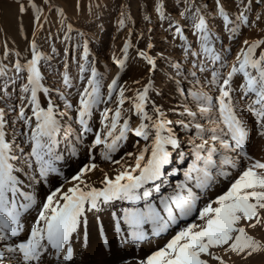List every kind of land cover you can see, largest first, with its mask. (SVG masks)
<instances>
[{"label": "snow or ice", "instance_id": "snow-or-ice-1", "mask_svg": "<svg viewBox=\"0 0 264 264\" xmlns=\"http://www.w3.org/2000/svg\"><path fill=\"white\" fill-rule=\"evenodd\" d=\"M15 2L18 13L28 11L25 3ZM45 2L50 3V0ZM261 2L256 0L257 4ZM241 3L242 8L237 5L239 14L236 20L239 23L229 28L233 34L239 32L241 25L249 26L247 13L252 11V0H241ZM215 6L217 15L223 18L226 26L232 24L222 0H215ZM32 8L36 13L34 20L39 22L43 9L35 3ZM53 9L63 13V9L55 4L49 8L50 11ZM192 9L195 10L191 19L203 53L213 64L219 62V68L229 67L226 58L209 46L210 29L201 9L188 3L181 16ZM156 11L162 18L165 16L163 4L157 5ZM259 18L257 15L252 21L253 26ZM172 23L170 21V27ZM174 23L175 33L182 36L179 22ZM67 39L70 37L66 35ZM130 47L131 41L126 40L122 48L125 58ZM152 47L151 43L147 45L148 49ZM52 51L55 52L54 47ZM226 51L231 52V49ZM137 56L147 62L150 71L155 69L156 62L147 51L138 50ZM51 59L52 56L41 50L35 39L30 42L23 58L20 52L8 48L6 42L0 51V77L9 76L4 87L7 83L15 85L16 80L22 81L17 120L24 123V139L17 143L14 135H8L9 121L4 109L0 108V264H75L73 245L82 229L87 244L89 214H98L114 202L128 205L122 207L119 215L112 212L118 240L134 243L137 247L151 237H160L195 214V220L180 227L162 247L152 251L139 264H213L214 261L228 264L225 256L247 259L253 254L264 253V239L250 233L258 226L264 229V160L250 154L252 129L237 114L234 102V97L245 101L243 111L253 117L257 136L264 137V38L245 39L226 74L219 68L211 72V79L205 84L214 87L218 95H211L203 86L191 92L196 110L186 106L184 112L192 119L177 122L183 129L194 132L187 141H182L173 131L170 127L173 122L165 117L162 108L154 106L152 115L147 111L151 80L129 98L118 78L112 79L107 85L108 101L118 90L117 106L114 110L105 107L101 113L103 131L95 133L89 149V163L54 189L49 185V177L52 174L63 176L57 167V162L63 159L57 151L60 137L75 133V140L81 141L86 134L93 132L90 126L93 112L107 101L101 94L103 76L91 67L86 85L77 94L76 105H68L74 112V116L68 119L79 125V129H74L72 124L65 125L63 113L50 97L52 91L59 92V89L45 86ZM84 59L87 60L86 44ZM113 60L121 68L125 67V59L113 57ZM78 69L83 74L89 71V66L80 63ZM199 69L205 70L203 61L199 62ZM237 76L241 82L235 85ZM60 79L65 88L74 86L67 63ZM4 95L9 94L5 91ZM41 95L46 97L43 104ZM129 99L132 103L130 111L134 110L140 117L135 128L130 125V116L123 118L121 123L122 107ZM130 132L150 143L139 148L138 152H125L119 160L113 159ZM183 143L191 147L188 154L192 157L191 162L183 171L184 179L170 192L163 193L159 182L167 174V166L173 162L172 150L179 149ZM97 146H101L99 155L104 161L121 166L113 176L105 172L99 187L84 179L87 173L98 169L93 162L95 156L91 154ZM72 155H76L75 145ZM179 155L183 158L184 154ZM132 157L134 163H127L126 158ZM233 171L238 174L229 179ZM219 178L228 179L226 190L203 207H198L200 194L217 184ZM41 184L48 186L49 191L38 201L36 186ZM67 184L71 186L66 187ZM154 193L158 195L154 196ZM31 210H35L36 215L26 229V214ZM96 219L99 221V215ZM99 227L103 235V225ZM104 246L109 247L107 239Z\"/></svg>", "mask_w": 264, "mask_h": 264}, {"label": "rangeland", "instance_id": "rangeland-1", "mask_svg": "<svg viewBox=\"0 0 264 264\" xmlns=\"http://www.w3.org/2000/svg\"><path fill=\"white\" fill-rule=\"evenodd\" d=\"M19 2L25 3L28 11L22 14L18 13V5L15 0H0V51L3 50V45L6 42L8 48L12 49L13 52H20L21 58H23L30 42L35 39L41 50L52 56L50 69L45 79V86L50 88L51 84L57 82L59 86L56 85L54 88H58L59 92L55 91L51 94H57L58 96L62 92L66 93L61 102L57 104L59 107L62 106L64 100H68L73 106L76 105L77 94L86 85L91 67H95L97 72L103 76L102 99L103 94L108 89L106 87L109 81L113 78H118L119 85L124 86L127 97H133L136 91L143 86L144 72L147 68V65H142V58L137 56V51L145 50L150 53L152 48L148 49L147 45L149 43L152 44L156 40L167 44L169 47L165 51H172L171 53L174 56L172 59L168 58V60L167 58H162L163 65L166 66L171 61L180 60L184 63L185 71L189 70L192 74L195 72L193 76L203 82L204 85L206 80L211 79V72L219 68V62L213 64L211 58L203 53L199 34L194 29L193 20L191 19L192 12L195 9H192L185 16H181V12L185 10V6L188 3L201 9V15L205 16L206 21H208V28L211 29L209 46L226 58L229 67L234 61L232 59L243 46L245 39L252 41L264 38V0L260 4H257L256 0H252V11L247 13L249 26L244 27L241 25L239 32L235 34L231 33L229 28L239 23L236 20L239 14L237 5L242 8L241 0H222L226 5L229 20L233 22L227 26L223 18L217 15L215 0H50V3H46L45 0H19ZM33 3L43 9L39 22L34 20L36 13L35 9L32 8ZM51 4H55L57 8H62L63 13L55 9L50 11ZM159 4L164 5L165 16L163 18L156 11V7ZM257 15L260 18L253 26L252 21L256 20ZM145 17H149V19H145ZM121 20H123V25H121ZM170 21L173 22L171 27ZM177 21L182 29V36L175 33L176 24L174 22ZM40 25H43V27H40ZM66 35L70 39L65 40ZM233 36L234 38H232ZM126 40L131 41L132 47L129 48L128 55L125 58L122 48ZM85 44L87 46V60L84 59ZM53 47L55 52L52 51ZM65 48L68 49L67 52H65ZM227 48H230L231 52L226 51ZM192 53H197V55ZM121 56L123 57L122 59H125L124 68H119L113 60V57L118 58ZM200 61L204 62V71L199 69ZM65 63H67L68 71L73 78L74 86L70 89L65 88L60 79V73L64 71ZM80 63L87 64L89 71L81 74L78 69V64ZM229 67L219 68V70L221 73L226 74ZM113 71L115 72L111 76ZM81 76H83V79H81ZM162 77H156L151 82V87L163 79ZM8 81L9 76L0 77V89L9 94L3 95L4 98L0 100V108H4V105L11 102L10 114L11 118L15 119L13 122H16L18 121L17 115L20 107L19 97L21 93L19 87L22 81L16 80L15 85L7 83V86L4 87ZM136 81H139V83H135ZM240 82L241 78L237 76L235 85ZM181 86H186V82H183ZM204 86L211 95H218L214 87L209 88L206 84ZM117 98L118 90L113 93L112 100L109 101L111 105L112 103L115 104ZM234 102L237 114L252 129V141L248 148L250 154L257 159L264 160V150H262L264 149V137L257 136L253 126V117L250 113L243 111L245 101L234 97ZM99 108L103 109L101 105L97 107V109ZM131 109V100H126L122 113L131 117L130 125L135 128L140 122V117L134 113V110L130 111ZM68 112L74 116L71 108ZM96 131V128H93L91 134ZM125 147L128 148V143ZM94 151L91 154L95 156L93 162L98 165L96 170L103 172L105 170L103 165L108 163V161H104L100 157V147ZM123 151L115 153L114 156L120 155ZM88 163L89 155L87 154L86 158L80 160V168ZM77 171L79 170L77 169ZM94 171L87 173V177L92 176ZM237 174L233 172L232 176L234 177ZM102 179L103 175L99 178L98 183L93 185L101 186L100 181ZM86 182L89 181L87 180ZM193 220H195V215L190 222ZM81 234L83 235L82 231ZM104 240L105 237L101 235L103 245ZM75 245H80L83 251L87 252L89 236L87 244L84 243V240L79 242L78 238L73 246L75 247ZM78 258L81 259L80 257ZM74 259L77 260L75 249Z\"/></svg>", "mask_w": 264, "mask_h": 264}, {"label": "bare ground", "instance_id": "bare-ground-1", "mask_svg": "<svg viewBox=\"0 0 264 264\" xmlns=\"http://www.w3.org/2000/svg\"><path fill=\"white\" fill-rule=\"evenodd\" d=\"M152 44V51L149 54L154 58L156 66L154 70L150 71V66L144 59H142V65H147V68L144 72V81L142 83V88L145 84H148L149 80H151L152 82L158 76H163V79L159 80L152 87L150 85L148 92L150 102L147 105V111L150 115H152L154 106L162 108L164 113L166 114L165 117L173 122L170 125L173 131L179 136L182 141H187L188 137L193 135L194 132L183 129L177 122H188L192 119L184 112V109L187 106L192 110H196L195 104L192 102L190 94L191 92L202 86L205 89V84L203 85V82L193 76V74L189 70L185 71L184 63L180 60L173 61L174 63L171 61V63L169 62L166 66L163 65L162 58H167L168 60V58L172 59V57H174L171 53L172 51H165L169 46L167 44H164V42H158L156 40ZM120 58L122 59L123 57H118V59ZM234 59L235 57L232 60ZM117 66L121 68L119 65ZM114 72L115 71L111 73V76L114 74ZM111 81L112 79L109 81V84L111 83ZM197 81H199V83H197ZM183 82H186V86H181ZM57 84V82H54V84H51L50 88H53ZM54 92L55 91H52L51 93ZM62 93L64 94V96L66 95L65 92ZM3 95L4 91L2 89L0 91V100L4 98ZM50 97L56 104H59L62 100L61 93L58 94V96L57 94H50ZM40 98L43 104L46 97L41 95ZM103 100L107 101V103L100 104L103 109L96 108L90 119V126L92 127V129L96 128L97 131L101 132L103 131V127L101 124V113L103 112L105 107L112 108L114 110L117 106L116 102L115 104L112 103L111 105V102L108 101V89H106L105 93L103 94ZM69 103L70 102L68 100H64L62 102V106L59 107L60 111L64 115L63 122L65 125L72 124V127L78 130L79 125L74 124L71 120L68 119V117H73L72 114L68 112V110L70 109L68 107ZM11 106L12 103L9 102L4 105L3 108L5 111V118L9 121L8 135L10 137L14 135L16 142L20 143L24 139V123L23 121L13 122L15 121V119L11 118ZM26 111L28 110L26 109ZM28 114H31L30 111L28 112ZM127 117V115L122 113L121 123L123 122V118ZM193 123H195V121H193ZM95 133L86 134L81 141L75 140V133H72L70 136L62 135L60 137V143L58 145L57 151L63 156V159L57 162V167L61 169V171L63 172V176L52 174L49 177V185L53 189L64 183L66 178L70 179L78 172L77 169L79 170L80 168V160L86 158L87 154L89 155V149L94 141ZM137 141H139L138 145L136 144ZM127 143L128 148L125 147ZM146 143H150V141L146 142L142 138L136 137L133 133L130 132L128 134V139L125 142L123 141L122 147L118 152H120L121 150L124 151L120 155L117 154L116 156H114L113 159L119 160V157L124 156L125 152H138L139 148L143 147ZM73 145H75L76 155H72ZM134 145L136 146L134 147ZM99 147L101 146H97V148ZM95 149H92V152H95ZM172 151L173 162L167 166V174L162 178L161 182H159L161 184V192L163 193L170 192L172 190V187H174L177 182L184 179L183 171L192 159V157L188 155L191 152V147L187 143H183L179 149ZM179 153L184 154L183 158L179 155ZM126 162L129 164L134 163V157L126 158ZM103 167V169H105L103 170V172L96 170L90 177H87V175H85L84 179L86 181L88 180V183L96 184L98 183L99 178L104 175L105 171L108 173V175L113 176L116 171L120 170L121 166L114 165L108 162L105 163ZM229 179H231V177H229ZM65 186L67 187L71 185L67 184ZM227 187L228 179L219 178V182L217 184H215L211 189L207 190L206 193L200 194L201 199L198 202V207H203L204 204H206L210 199H214L217 195L221 194V192L226 190ZM48 191V186L43 184L37 185L36 193L38 201L42 200L48 193ZM156 195L158 194L154 193V196ZM125 206H128L126 202H114L113 205L106 207L102 212L98 214H89L87 226L89 247L87 252H85L80 245H75L74 249L77 257V260H75V264H139L140 260H143L148 254H150L152 251H155L158 247H162L171 238V236L179 230L180 227L185 226V224L187 222H190V220L195 215L194 214L193 216L188 217L186 221L179 222L178 225H174L171 229H169L168 232L162 234L160 237H151L145 242H142L139 247H137L136 244L128 241H124L123 243H121L118 240V234L115 232L112 212H116L119 215L122 207ZM35 215V210H31L29 214H26V229L33 222V218L35 217ZM97 215H99V221H97L96 219ZM101 224L103 225L104 229L103 236L109 243L108 248H105L101 241V232L99 227V225ZM81 231L83 233V229ZM250 233L258 239H264V229H262L260 226H258L255 230H250ZM82 236L83 235L81 234L79 237V242L83 240ZM78 257H80L81 259H79ZM224 259L228 261V264H264V253L253 254V256L247 259H241L235 255H232L230 259L228 256H225ZM213 264H217V262L214 261Z\"/></svg>", "mask_w": 264, "mask_h": 264}]
</instances>
